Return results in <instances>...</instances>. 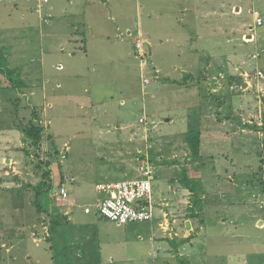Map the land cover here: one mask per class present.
I'll list each match as a JSON object with an SVG mask.
<instances>
[{"label":"rangeland","instance_id":"374dc122","mask_svg":"<svg viewBox=\"0 0 264 264\" xmlns=\"http://www.w3.org/2000/svg\"><path fill=\"white\" fill-rule=\"evenodd\" d=\"M113 1L110 12L123 3ZM134 1L142 5L141 13L128 14L122 22L129 25L134 17L141 27L124 32L122 42L131 49L126 47L127 61L113 62L107 53L96 57L90 51L93 60L102 57L105 65L110 63L101 69L95 64L93 70L83 56L88 27L93 29L85 27L86 18L68 10L60 17L51 12L50 0H0V51L24 83L9 94L8 107L7 101L0 102V113L9 116L7 123L15 114L18 129L32 122L46 126L39 148L22 142L0 171L8 184L16 178L27 182L32 206H26L30 215L17 216V203L28 205L29 199L17 202L15 189L0 190V254L5 257L0 263L45 264V252L51 259L49 248L55 246L51 234L58 221L66 220L54 211V206L68 204L58 196L60 189H68L69 201L81 215L91 205L88 218H95L93 202L87 203L99 198L92 184L111 178L125 160L136 165L126 180L140 178L141 167L142 174L147 166L154 169L155 196L164 184L173 196L171 189L181 188L183 177L198 171L208 185L223 186V191L225 181L235 179L241 192L240 235L231 236L232 227L211 228L208 245L202 237L198 253L206 251L212 264H246L264 255V228L255 229L251 217L246 218L254 214V220L264 222V137L258 129L264 122V0H129L124 6L128 9ZM91 8L81 13L85 16ZM256 13L263 20L260 27ZM58 30L64 34L61 47L50 40ZM118 41L113 36L111 48L121 47ZM68 43H74L73 50ZM56 61L60 64L52 68ZM195 130L202 134L198 157L187 144V135ZM14 135L9 132L10 138ZM44 172L50 174L51 189L44 188ZM39 183L40 197L35 190ZM191 186L198 187L196 181ZM153 224L134 223L117 231L137 240L135 231ZM17 230L25 239L20 238L23 245L16 254ZM133 247L134 242L128 249ZM24 250L31 254L30 262L21 256ZM175 258L185 264L184 257Z\"/></svg>","mask_w":264,"mask_h":264},{"label":"crops","instance_id":"0c3cea01","mask_svg":"<svg viewBox=\"0 0 264 264\" xmlns=\"http://www.w3.org/2000/svg\"><path fill=\"white\" fill-rule=\"evenodd\" d=\"M118 1H123V3L120 5L117 3L110 12L108 11V8L112 7H109L108 5L113 3V0H98L96 3L95 0L91 3H87L85 0H50L49 5L51 6L49 7H52V13H56L58 15L60 14L59 16L61 17L65 15L67 10L73 12L76 11L78 14H80L79 16H81L83 19L86 18L88 21V25L85 24V27L91 25L90 27L93 28L90 30L88 27L86 34L90 39L86 43L88 53L83 55L87 59H90V64H92L94 67L93 70H96L95 64L98 65V69L104 67L110 68V66H108L110 63L105 65V62L109 57L113 58V62L119 60L124 62L127 61L126 58L128 55L126 52V47L129 49L130 44H125L122 42V40H124V32H131L132 29L137 31V29L141 27V22L134 21V17H132V21L129 25L126 23L125 19L122 22V18H127L129 15L132 16L134 14H136L138 17L141 13L142 5L134 1L132 6L127 9L124 4H126V2L129 0ZM171 2L173 3L176 1ZM89 7H92L90 13H87L84 16L81 12H88ZM237 10L239 9L237 8ZM257 15L260 16L259 13H256V16ZM111 22H113V25L115 26H113ZM61 36L64 37V34L58 30L56 33L52 34L51 37L53 39L50 40H52L53 43L55 41V43H58V46L61 47L65 43L63 42L64 40H62ZM113 36L116 37V41L117 38H119L118 42H120L121 47L114 46L111 48L109 43ZM60 41L61 43H59ZM68 44V46H70V48L73 50L74 43ZM108 49L112 50L108 51ZM90 51L96 53V57L102 53H107V58L100 57L99 59L96 58V60H93L95 57H93L91 53L89 55ZM42 64L45 65L46 62ZM59 64L60 63L57 61L50 63L52 68L54 65L56 66ZM120 86L122 87V84ZM0 91H3V94H0V102L3 103L2 100L7 101L6 106L8 107L10 105L9 102L11 97L9 94L12 90L3 89ZM110 98H113V96H110ZM0 115V119L1 117L5 119L4 124L0 125V135L5 138L3 143L0 142L1 171L3 169L2 166L4 162L7 164L10 162V160L7 158V155L15 153L16 149L21 150L19 147H21V144L24 142L25 138L22 131L15 125V114H13L14 116L12 121H8V123L7 120L9 119V116L6 118L2 113H0ZM167 122L171 121L168 120ZM9 132L15 133V135L10 138ZM122 163L121 170L114 174H109L111 178L108 177L102 182L95 183L96 185L94 183L92 184L99 198H97V200L91 199L87 201V203L93 202L92 205H94L96 209V214L94 215L95 218H88L93 214V211L90 209L91 205H85L84 215H81V212L75 210V205L73 202L70 203L69 198L67 199V205L63 204L60 205V207L57 205L56 208L54 206V211H58L63 216H66V220L58 221V227L56 226L55 232L51 234V237L53 236L55 240V246L54 248H49V251L52 253L50 254L51 259L47 255V252H45V261L48 258V261L44 262L45 264H181L180 261H177L175 256L184 257L183 259L185 264H212L211 257L206 256V251H203L205 256L198 253V249L202 244V237L203 242H206L208 245L207 235H211V228H215L217 230L220 229L219 231H222L223 229L225 230V228L229 227L234 228L233 233L232 231H229L231 236L233 234L240 235L238 229L239 224L241 223V216L239 214L241 207L239 195L241 192L238 189L239 185H236L235 179H230L228 184H226L225 181V185H227V191H223V186L215 187L213 185V187H211V185H208L209 180L207 178L205 179V177H203L198 171L194 174V176H188L189 180L196 181L198 185L196 189L194 186H191V184L188 186L182 182L181 188L178 189L177 187H173L171 189L173 196H170V191H168L169 189L167 190L168 185L164 184L161 187L160 196H155V190L153 186L152 199L154 219L152 222L154 224L145 228V230H136L135 232L137 233V240H135V238L131 239L129 236H124L126 233H123V235L121 232L117 231V229H121V227L124 225H117L99 216L97 205L98 202L103 199V195L99 194L96 190V186L100 183L106 184L126 180L124 178L127 177L129 171H133V169H135L136 165L134 160H131L130 162H126L125 160V162ZM18 167H20V165ZM129 168L131 169L129 170ZM147 168L151 169L152 172L154 170L149 166H147ZM144 169V167L138 169L140 170L138 171L140 178L142 177L141 170ZM214 171H216V169H214ZM15 180H17L16 183L8 184L0 176V190L15 189L16 193L19 195V197H17V202L20 198L25 199L26 197V199H29L30 203L28 205H26L25 200L23 202L17 203V206H15V215L21 214L22 217L23 214L30 215V213L27 212L26 206L32 207L31 196L30 192L24 189L27 182L17 178ZM218 182L220 183L221 181L219 180ZM4 184H7L8 186H4ZM80 185L81 184L79 183L78 186L80 187ZM165 185L166 187L164 188ZM228 188H230V190ZM197 199L201 201L200 207L198 204L196 206L194 204L195 200ZM56 203L59 204V202ZM183 203L188 204H186L187 206H184V210H180V205H183ZM87 209H89V212H87ZM247 217H251L250 219L254 222L255 229H260L261 225L262 228H264V222H261V220H254V214H246V218ZM171 221L172 228L170 227ZM152 222H144V224ZM22 226L24 229V224ZM157 226L159 227L158 230L156 229ZM168 229L171 231H168ZM16 232L18 234L17 237L19 240L15 238L13 243L15 246L17 245V249L15 250V253L17 254V252L22 248L23 244L21 243L20 238L23 236H20L18 230ZM129 235H131V233H129ZM193 236L195 237L193 238ZM23 239H25V237H23ZM133 242L135 243L136 247L128 249V247L131 246ZM137 249L138 253L136 252ZM21 256L27 258V260L30 262V253L25 251ZM4 258L5 257L0 254V259ZM8 258H12L11 255ZM16 258H19V256ZM10 260L13 261L15 259ZM0 264H4V261H1ZM229 264L234 263L229 262ZM246 264H264V255H261L255 260H250Z\"/></svg>","mask_w":264,"mask_h":264},{"label":"built area","instance_id":"2783aa9c","mask_svg":"<svg viewBox=\"0 0 264 264\" xmlns=\"http://www.w3.org/2000/svg\"><path fill=\"white\" fill-rule=\"evenodd\" d=\"M255 22L257 26L263 24L262 18L258 15ZM258 75L263 76L262 72H258ZM152 176V170L148 168L142 177L136 180L97 185V192L103 195V199L97 205L99 216L117 225L152 222L154 219ZM58 196L68 199L70 196L68 189L61 188Z\"/></svg>","mask_w":264,"mask_h":264},{"label":"trees","instance_id":"16d2710c","mask_svg":"<svg viewBox=\"0 0 264 264\" xmlns=\"http://www.w3.org/2000/svg\"><path fill=\"white\" fill-rule=\"evenodd\" d=\"M24 88V83L21 80H17L14 76L13 70L8 68L7 60H5V57L3 56L2 52L0 51V90L3 89H22ZM264 121V118H263ZM45 128L46 126L41 125L39 123L32 122L31 124L27 125L26 127H22L20 130L24 134V142L27 144H30L34 146L35 148H39L42 144V141L44 140L45 135ZM260 132H262L264 137V122L263 124L258 128ZM201 132L199 131H192L189 132L187 135V144L189 145V148L191 150V153L194 157L200 156V143H201ZM45 179L48 180V182L45 181L44 188L51 189V180H50V174L47 172H44ZM186 185H190L192 183V180H189V178L184 177L181 180ZM40 183L35 186V190H38L37 196L40 197L42 194V189H39ZM195 206L198 204L199 207L201 206V201L199 199L195 200ZM37 210L41 212V205L39 204V201L36 204Z\"/></svg>","mask_w":264,"mask_h":264},{"label":"water","instance_id":"95a60500","mask_svg":"<svg viewBox=\"0 0 264 264\" xmlns=\"http://www.w3.org/2000/svg\"><path fill=\"white\" fill-rule=\"evenodd\" d=\"M244 87L246 88L247 87V84H245Z\"/></svg>","mask_w":264,"mask_h":264}]
</instances>
